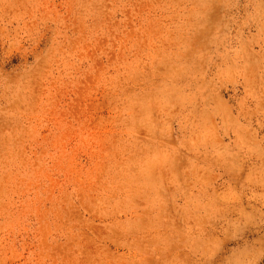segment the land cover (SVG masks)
Masks as SVG:
<instances>
[{"label":"rangeland","instance_id":"374dc122","mask_svg":"<svg viewBox=\"0 0 264 264\" xmlns=\"http://www.w3.org/2000/svg\"><path fill=\"white\" fill-rule=\"evenodd\" d=\"M0 264H264V0H0Z\"/></svg>","mask_w":264,"mask_h":264}]
</instances>
